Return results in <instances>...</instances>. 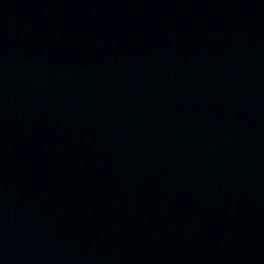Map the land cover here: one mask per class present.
Returning <instances> with one entry per match:
<instances>
[{"label":"water","instance_id":"95a60500","mask_svg":"<svg viewBox=\"0 0 264 264\" xmlns=\"http://www.w3.org/2000/svg\"><path fill=\"white\" fill-rule=\"evenodd\" d=\"M0 264H264V0H0Z\"/></svg>","mask_w":264,"mask_h":264}]
</instances>
